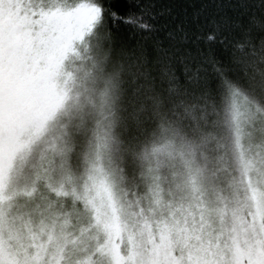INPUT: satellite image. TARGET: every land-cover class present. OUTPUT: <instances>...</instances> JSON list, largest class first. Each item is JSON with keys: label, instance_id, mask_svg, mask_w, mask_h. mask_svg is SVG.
I'll use <instances>...</instances> for the list:
<instances>
[{"label": "snow or ice", "instance_id": "obj_1", "mask_svg": "<svg viewBox=\"0 0 264 264\" xmlns=\"http://www.w3.org/2000/svg\"><path fill=\"white\" fill-rule=\"evenodd\" d=\"M0 264H264V0H0Z\"/></svg>", "mask_w": 264, "mask_h": 264}]
</instances>
